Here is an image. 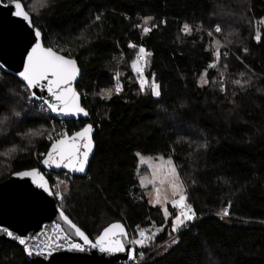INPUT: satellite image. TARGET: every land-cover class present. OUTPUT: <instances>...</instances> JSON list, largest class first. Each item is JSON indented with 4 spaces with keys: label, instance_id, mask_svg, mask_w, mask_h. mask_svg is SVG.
I'll return each instance as SVG.
<instances>
[{
    "label": "trees",
    "instance_id": "trees-1",
    "mask_svg": "<svg viewBox=\"0 0 264 264\" xmlns=\"http://www.w3.org/2000/svg\"><path fill=\"white\" fill-rule=\"evenodd\" d=\"M20 1L44 44L79 63L76 88L95 128L85 176L43 171L66 215L91 239L116 221L130 240L158 228L137 264H264V0ZM140 48L159 96L136 81ZM22 86L0 68V181L40 166L35 152L45 154V135L62 125L30 106ZM84 123L67 120L68 134ZM136 153L171 158L192 223L174 233V212L165 220L148 203ZM0 264L32 263L0 240Z\"/></svg>",
    "mask_w": 264,
    "mask_h": 264
},
{
    "label": "water",
    "instance_id": "water-1",
    "mask_svg": "<svg viewBox=\"0 0 264 264\" xmlns=\"http://www.w3.org/2000/svg\"><path fill=\"white\" fill-rule=\"evenodd\" d=\"M15 2L16 0H0V68L14 75L27 86V82L19 73L24 70L28 62L27 57L36 44H39L44 52L51 49L56 55L74 61V75L72 74L73 66L67 65L68 82L61 87L65 90L71 89V92H66L65 96L68 106L78 105L83 109V112L64 113L49 110L53 118L57 120H83L85 123L71 134L51 142L40 161V166L13 172L0 181V240H6L19 246L26 259L32 264H118L133 262L136 249L123 223L112 222L105 226L99 235L91 239L60 208L48 177L43 172L45 170L53 173L64 172L71 176H85L95 151V128L90 122L89 111L82 105L81 94L76 88L82 74L79 63L75 58L45 45L42 32L33 24L30 13L27 12L20 0L19 3L22 5L23 12L27 13L29 18L26 20L23 15H14V12L17 11ZM37 31L40 33L39 36L35 35ZM37 55H42V53ZM47 83L45 80L39 82L35 87L29 88L27 86L30 95L46 106L47 103L44 101L56 103L58 107H61V102L56 101L48 92ZM86 126H91L92 147L84 164V171L81 172L64 165L69 163L68 155L71 154L76 168L79 167V160L84 158L82 154L87 150L85 145L88 140L87 138L76 137V133L81 132ZM60 140H65L66 143L61 145L59 144ZM53 145H56L55 150H53ZM50 153L52 160L56 163L51 161L45 163L49 159ZM61 154H64L65 157L63 162L60 161ZM24 172H35L36 175L25 176L22 175ZM113 224L121 225L124 232L121 234L119 229H113L116 235L113 236L110 233L103 246L105 248L114 246L112 242L118 240L124 246V251H101V246L97 244V240L104 233V229ZM76 228H79L88 237L89 243L85 244L84 240L76 234ZM8 232L13 235L9 236ZM21 240L24 241L23 244L20 243ZM72 244H79L81 247L72 248L70 247ZM93 245L96 246L93 247Z\"/></svg>",
    "mask_w": 264,
    "mask_h": 264
},
{
    "label": "snow or ice",
    "instance_id": "snow-or-ice-1",
    "mask_svg": "<svg viewBox=\"0 0 264 264\" xmlns=\"http://www.w3.org/2000/svg\"><path fill=\"white\" fill-rule=\"evenodd\" d=\"M15 8L17 11L14 12V15L16 16H21L23 15L24 19H28V14L23 12L22 5L19 3V0H16L15 2ZM185 32L190 31V27L186 24L184 25ZM150 31V28L145 27L144 32L147 33ZM215 31L219 32L221 31L220 27L217 26ZM36 36H39L40 33L37 31L35 33ZM211 35V33H209ZM258 39L260 38L259 36L257 37ZM140 60H145V58L150 55V53H147L144 48H140ZM38 53H42V55H37ZM217 58H219L220 53L219 50H217ZM27 64L22 72L19 73V75L27 82V86L29 88L35 87L39 82L41 81H47V90L51 94V96L56 100L61 102V107H58L56 103H50L47 101H44L47 103L48 108L53 111V112H64V113H70V112H83V109H81L78 105H73L72 107H69L67 104V101L65 99L66 92H71V89H63L61 85L66 84L68 82V73L66 66L67 65H72L73 66V75H74V61L71 60H66L62 56L56 55L54 52L51 51V49H48L46 52L40 48L39 44H36L31 52L29 53L27 57ZM138 72H142V69L137 68L136 69ZM204 83H207V80L204 81ZM235 83L239 84L240 81L237 80ZM144 87V82L141 84V88L143 90ZM119 91V87L116 89ZM152 94L155 96H159V86L153 82L152 84ZM75 94L73 93V96ZM33 96H35V93H33ZM43 99V98H41ZM87 115V113H84ZM18 115V114H17ZM90 133H91V126H86L81 132L76 133V137H81V138H87L88 143L85 145L86 151L83 152V159L79 160V167L76 168L75 163L72 161V156L71 154L68 155L69 163L65 164V167H72L74 170H78L83 172L84 171V164L87 161V156L89 152L91 151V140H90ZM65 140H60L59 144L63 145L65 144ZM56 149V145H53V150ZM65 159L64 154H61L60 156V161L63 162ZM49 161L56 163V161L52 160V155L51 153L49 154V159L45 161V163H48ZM170 163V162H169ZM57 166H59V163H57ZM22 175L25 176H30V175H36L35 172H24ZM43 187V185H41ZM180 201L186 200V197L181 195L179 197ZM157 203H159V199L156 200ZM177 202H174V206L176 205ZM187 211L182 212L180 216H177L176 218V223L174 224L173 231L178 230V228L182 225H184L185 221H190L194 218V213L191 211V206L190 205H185ZM167 214V213H166ZM225 215H227V210H225ZM183 217V218H181ZM75 227V225H73ZM113 229H119L120 233L123 234L124 230L119 224H113L109 228L104 229V233L98 238L97 244L101 246V251H110V252H119V251H124V246L120 243V241L115 240L112 243L114 246H109L105 248L104 241L106 237L111 233L113 236L116 235L115 232H113ZM9 236L13 235L11 232L7 233ZM76 234L80 236L83 240L84 243L87 244L89 243L88 237L85 236V234L80 231L79 228H76ZM140 236L144 237L145 233L143 231L140 232ZM146 242L145 239L141 240H136L134 243L143 245ZM176 241H173L175 243ZM20 243H24L23 240L20 241ZM96 245H93L95 247ZM70 247L72 248H80L81 246L79 244H72ZM31 254V253H29Z\"/></svg>",
    "mask_w": 264,
    "mask_h": 264
},
{
    "label": "rangeland",
    "instance_id": "rangeland-1",
    "mask_svg": "<svg viewBox=\"0 0 264 264\" xmlns=\"http://www.w3.org/2000/svg\"><path fill=\"white\" fill-rule=\"evenodd\" d=\"M140 53V51H139ZM138 53V54H139ZM133 70L136 74V81L139 85L144 82V86L146 84H149L150 87H152V84L154 82L153 76H151L148 80L143 74L144 67H140L138 65V62L133 60ZM140 68L142 69V72H138L136 69ZM206 80L205 75L202 74V76L199 79V84H203ZM115 88V87H114ZM113 92L112 88H109L106 90L105 96L107 97ZM231 120L239 121L240 117L239 115L232 114ZM53 128H55V131L60 130L62 128V125H55L50 127L49 132L45 135L46 140L48 136L52 133ZM138 157V167H144L145 171L138 174V187L142 191V195L145 196L148 203L153 206H159L162 212V215L165 220L169 219L171 217V213L174 212V215L172 216V224L171 229L173 231L174 224L176 223L177 216H180L182 212H186L187 209L185 205L187 204V201H180L179 197L181 195L185 196L184 193V185L182 181L180 180V177L177 173V168L174 165L171 158H164L160 155H145L141 153H136ZM39 156V152H35V157ZM170 162V163H169ZM55 179L64 180V177H57L55 176ZM60 180H57L56 183L60 185ZM159 199V203L156 202V200ZM174 202H177L174 206ZM177 210H180V212H177ZM167 213V214H166ZM183 218V217H181ZM188 221H185V223ZM184 223V224H185ZM181 227V226H180ZM179 227V228H180ZM143 231L145 233V240L146 242L143 245H139L141 247L144 246H151V243L154 241L155 235L159 232V229L156 227L148 228L147 230L143 229L139 231ZM177 231V230H176ZM176 231H173L174 233ZM160 245V244H158Z\"/></svg>",
    "mask_w": 264,
    "mask_h": 264
},
{
    "label": "built area",
    "instance_id": "built-area-1",
    "mask_svg": "<svg viewBox=\"0 0 264 264\" xmlns=\"http://www.w3.org/2000/svg\"><path fill=\"white\" fill-rule=\"evenodd\" d=\"M184 25H186V24H184ZM184 25L182 26V30L184 29ZM145 26L147 27L148 26V23H146ZM136 61L138 62V65L140 67H142V68L144 67L145 60H140V53L137 54ZM115 87L116 88L119 87L118 84H116ZM26 88H27L26 85L22 86V90H25ZM31 98H32V96H31ZM31 100L32 101L30 102V106L34 107V109L37 112L46 115V117L48 118V120H50V122L52 123L51 116H53V115L51 114L49 108L46 105H44V103L39 102L38 100H35L34 98H32ZM59 121L62 124V128L60 130H57V131H55V128H53L52 133L47 138L50 143L51 142H55L57 139L61 138L62 136L68 135L67 125H65V122H67V121H63V120H59ZM52 126H54V124H52ZM43 156H44V154L43 153H40L39 156L36 157V160L39 163V165H40V161H41V159H42ZM46 172H50V171H46ZM177 212H180V210H177ZM194 220H195V216H194V218L192 220H190V222L192 223ZM131 238H132L131 239V242L135 246V249H136L135 260L132 263L133 264H137L138 263L137 257H139V255H140L141 250H142L143 247L139 246V244L134 243V241L141 240V239H145V238L144 237H141V236H136V237L131 236Z\"/></svg>",
    "mask_w": 264,
    "mask_h": 264
}]
</instances>
